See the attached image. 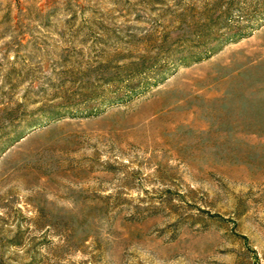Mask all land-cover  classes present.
<instances>
[{"label": "rangeland", "instance_id": "374dc122", "mask_svg": "<svg viewBox=\"0 0 264 264\" xmlns=\"http://www.w3.org/2000/svg\"><path fill=\"white\" fill-rule=\"evenodd\" d=\"M0 264H264V0H0Z\"/></svg>", "mask_w": 264, "mask_h": 264}]
</instances>
